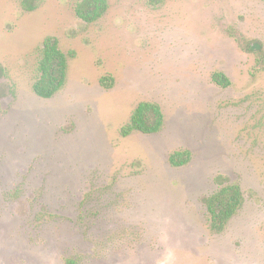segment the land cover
<instances>
[{"label": "rangeland", "instance_id": "rangeland-1", "mask_svg": "<svg viewBox=\"0 0 264 264\" xmlns=\"http://www.w3.org/2000/svg\"><path fill=\"white\" fill-rule=\"evenodd\" d=\"M76 1L0 0V264H264V71L227 32L264 42V0H109L94 23ZM47 36L75 56L41 98ZM141 101L162 129L122 136ZM217 175L244 195L221 233L204 204Z\"/></svg>", "mask_w": 264, "mask_h": 264}, {"label": "trees", "instance_id": "trees-1", "mask_svg": "<svg viewBox=\"0 0 264 264\" xmlns=\"http://www.w3.org/2000/svg\"><path fill=\"white\" fill-rule=\"evenodd\" d=\"M43 0H20L23 10H35ZM109 0H77L74 5L76 15L87 23L99 21L109 9ZM242 50L254 56L255 67L264 71V42L257 38H247L236 28L227 29ZM75 56L72 50L65 51L55 36H47L35 50V78L33 91L41 98H51L60 91L66 83L69 61ZM6 69L0 64V76H6ZM212 80L221 86H229L231 80L222 71H214ZM112 77L104 76L100 82L109 87ZM164 113L157 102L141 101L137 104L120 133L126 137L133 132L153 134L159 132L164 125ZM192 159V152L188 149H177L170 153L169 162L173 166H183ZM217 189L204 198L209 217V228L214 233L225 230L229 221L240 210L244 202L241 186L232 182L229 177L217 175L214 179ZM70 264V261H66Z\"/></svg>", "mask_w": 264, "mask_h": 264}]
</instances>
